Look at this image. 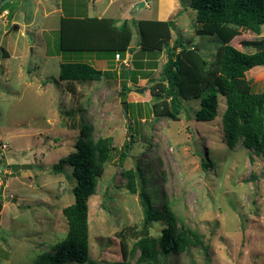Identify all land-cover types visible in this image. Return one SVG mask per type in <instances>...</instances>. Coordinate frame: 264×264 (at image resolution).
I'll return each instance as SVG.
<instances>
[{"label":"rangeland","instance_id":"374dc122","mask_svg":"<svg viewBox=\"0 0 264 264\" xmlns=\"http://www.w3.org/2000/svg\"><path fill=\"white\" fill-rule=\"evenodd\" d=\"M68 1L70 5L91 0ZM23 2H29L30 8L23 4L24 9L32 13L34 0H13L11 13ZM108 2L99 0L97 6L104 9ZM114 2L110 12L128 14L136 46L137 23L157 20L158 1ZM189 3L179 0L178 11L170 17L175 22L170 43L181 39L187 46H197L215 68L220 40L199 35L202 27ZM59 19L57 14L41 19L42 24L30 28V38L24 26L12 24L6 11L0 14V50L9 54V58L0 57V199L4 205L0 264H38L43 253L65 239L69 227L63 210L74 203L76 180L72 168L55 174L53 167L76 151L85 122L96 139H109L115 148L96 194L88 200L90 258L95 264L121 262L122 243L130 254L146 232L140 194L128 190V178L122 175L133 171L139 176L138 168L155 177L148 183L154 198L163 200L167 195L178 221L202 239V245L172 255L171 264H264V155L256 156L240 146L229 148L223 129L225 97L219 95L218 116L213 121L196 119L199 100H184L177 121L157 119L151 89L161 80L165 53L141 50L128 66L137 68L141 80L120 62L132 81L118 76L119 81L113 71H106L91 86L60 81L64 60L57 48ZM253 38L243 32L234 46L251 53L254 50L241 42ZM70 57L86 62L84 54ZM247 78L253 92H264V67L251 70ZM130 140L134 144L121 164L120 152ZM167 227L156 222L150 233L159 238Z\"/></svg>","mask_w":264,"mask_h":264},{"label":"trees","instance_id":"16d2710c","mask_svg":"<svg viewBox=\"0 0 264 264\" xmlns=\"http://www.w3.org/2000/svg\"><path fill=\"white\" fill-rule=\"evenodd\" d=\"M12 1L0 5V14L6 11L12 18V10H9ZM189 7L196 12V22L202 27L199 35L216 36L220 40L216 67L209 66L197 46H187V42L181 39H176L171 45L175 27L173 19L139 21L140 50L154 55L165 53L161 80L151 89L155 101L153 114L157 119L177 121L184 100H199L196 119L213 121L218 116L219 95H222L226 100L223 129L229 148L240 146L256 156H263L264 92H253L247 73L264 67V36L261 35L264 0H190ZM184 8H187L185 4ZM243 32L254 37L241 42L243 47L254 50L251 53L234 46V41ZM133 36L128 21L117 25V21L111 18L62 17L57 44L64 60L60 64V81L89 86L101 81L106 72L87 62H74L70 54H96L108 58L120 55L124 59L127 53L133 51ZM0 52V57L9 58L5 49L1 48ZM96 138L92 126L85 122L76 151L53 167L55 174L64 173L66 167L72 168V176L76 180L73 188L75 200L63 210L69 227L65 239L54 245L51 251L43 253L38 264H95L90 258L88 200L96 194L99 180L115 150L109 139ZM133 144L134 141L130 140L123 146L121 164L126 161ZM137 172L139 176L133 171L122 172V175L128 178V190L132 194H140L146 232L134 244L130 254L127 245L122 243V261L115 264H171L169 258L172 255L180 256L190 247L202 245V239L188 230L181 220L178 221L167 195L163 200L154 198L148 183L155 177L148 176L143 168H138ZM138 177L139 184L136 183ZM2 209L0 199V216ZM156 222L168 226L159 238L150 233L151 226Z\"/></svg>","mask_w":264,"mask_h":264},{"label":"crops","instance_id":"0c3cea01","mask_svg":"<svg viewBox=\"0 0 264 264\" xmlns=\"http://www.w3.org/2000/svg\"><path fill=\"white\" fill-rule=\"evenodd\" d=\"M67 1L68 0H34L35 8L32 11V13H29V12H27V10L24 9L23 4L29 6V2L20 3L18 8H17L18 10L14 14H12L13 15L12 24L15 26H24L26 28V32L31 33L30 28H32V26L35 27L36 24H42L41 22H38V21H41V19L47 20L55 14L60 16L59 20H61L62 17L69 15L72 17H84V16H86L88 18H97V19L111 18V19H114L117 21V25H120L121 22H123L125 20L130 22L128 19L129 16L126 12L124 15L114 14L116 11L110 12V9H109L110 4L111 3L114 4L115 0H109L108 4L106 5V7L104 9L97 6V2L99 0H91L89 2L86 1V3H78L77 2L74 4H70V5H69L70 1H68V2ZM157 1H158V9H160L159 16L157 17V21H168L170 19V17L173 16V14H176V12L178 11L177 9L175 10V7L177 6V3L179 2V0H157ZM20 2H22V1H20ZM40 4H42V5H40ZM29 8H30V6H29ZM86 9H87V11H86ZM39 11H41V12H39ZM18 13H20L22 15V17L18 16ZM108 14H110V15H108ZM117 16H120L119 18H122L123 20L121 21V20L117 19ZM41 26H42L41 27L42 29H39L40 33H42V31H43V25H41ZM135 43H136V46L134 45L133 42L131 45V47L133 48V51L129 52L130 59L135 58V56L133 54L137 53V51L140 50V47L138 46V41H136ZM171 45H173V44L171 43ZM84 55L86 57V62L91 64L92 66H94L98 70H102L104 72L113 71V72H115L117 77L122 76L124 78L123 80H126V78H128L130 81L132 79L131 76L130 77L126 76L125 70L122 71L123 69H122V66L120 65L121 63L116 60V57L108 58V57H105L104 55H96V54H90V55L84 54ZM163 56L165 57V54ZM60 57L62 58V56H60ZM62 60H63V58H62ZM137 62H139L138 68H140L142 70V68L140 67L141 62L139 60ZM127 68L130 69L129 73L137 71L136 67L134 68V70H133V68H130V67H127ZM137 74H138L137 79L141 80V76H140L138 71H137ZM119 77H118V80L120 81ZM3 207H4V205H3Z\"/></svg>","mask_w":264,"mask_h":264},{"label":"built area","instance_id":"2783aa9c","mask_svg":"<svg viewBox=\"0 0 264 264\" xmlns=\"http://www.w3.org/2000/svg\"><path fill=\"white\" fill-rule=\"evenodd\" d=\"M116 60L121 62V64H123L126 67L130 66L131 59L129 57V53H127V55L124 59H121L120 55H117Z\"/></svg>","mask_w":264,"mask_h":264},{"label":"water","instance_id":"95a60500","mask_svg":"<svg viewBox=\"0 0 264 264\" xmlns=\"http://www.w3.org/2000/svg\"><path fill=\"white\" fill-rule=\"evenodd\" d=\"M10 0H4L3 2H2V6H4L7 2H9ZM145 5V2H143V3H141V4H139V7H142V6H144ZM28 33V35L30 36V38H32V34L30 33V32H27ZM124 112L127 114V105L125 104L124 105Z\"/></svg>","mask_w":264,"mask_h":264}]
</instances>
